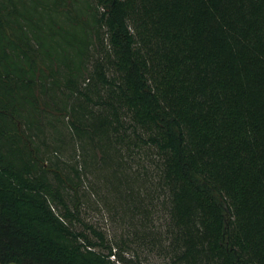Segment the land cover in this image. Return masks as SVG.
<instances>
[{"label": "trees", "instance_id": "trees-1", "mask_svg": "<svg viewBox=\"0 0 264 264\" xmlns=\"http://www.w3.org/2000/svg\"><path fill=\"white\" fill-rule=\"evenodd\" d=\"M50 116L130 215L161 200L171 264H264V0H0V264H140L39 156Z\"/></svg>", "mask_w": 264, "mask_h": 264}, {"label": "rangeland", "instance_id": "rangeland-1", "mask_svg": "<svg viewBox=\"0 0 264 264\" xmlns=\"http://www.w3.org/2000/svg\"><path fill=\"white\" fill-rule=\"evenodd\" d=\"M89 2L94 4V0ZM67 124L68 118L65 116H62L60 122L50 116V119L41 124L46 134L45 142L39 144L36 140L34 146L39 145L40 157L49 158L52 163L59 159L58 165L63 170L67 171L71 166L80 170L78 195L81 204L79 216L82 222L102 234L105 243L114 247L113 252H120L119 247L127 248L125 252H120L126 259L140 264H171L165 250L160 251L159 247L150 244L153 242L151 237L157 236V240L162 238L166 223L161 200L153 204L154 208L148 200L144 202L147 209H154L152 218L144 220L142 215H130L131 202L121 203L112 193L105 173L99 171L98 152L92 151L89 146L70 136ZM73 229L83 231L92 241L98 242L90 233L92 231L80 223H75ZM111 260L116 258L111 257Z\"/></svg>", "mask_w": 264, "mask_h": 264}]
</instances>
